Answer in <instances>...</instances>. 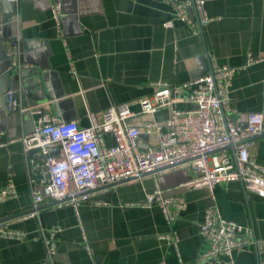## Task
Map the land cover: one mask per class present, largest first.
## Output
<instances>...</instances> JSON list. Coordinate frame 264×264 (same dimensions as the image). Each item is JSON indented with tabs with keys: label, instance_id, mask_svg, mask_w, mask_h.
<instances>
[{
	"label": "crops",
	"instance_id": "0c3cea01",
	"mask_svg": "<svg viewBox=\"0 0 264 264\" xmlns=\"http://www.w3.org/2000/svg\"><path fill=\"white\" fill-rule=\"evenodd\" d=\"M202 1L210 22L201 27L193 8L186 14L195 27L177 20L162 0H16L6 24L0 11V79L8 76L0 80V191L9 182L15 189L0 202V228L21 236H0V264H41L40 230L54 228V264H211L202 258L208 244L198 235L210 207L249 228L258 242L236 251L234 264H264V198L246 193L237 181L210 194L179 188L187 179L181 171L156 181L145 176L97 190L77 209L44 205L38 218H23L31 190L47 175L40 156H25L18 140L34 129L39 115L21 109L44 104L57 120L87 128L92 115L149 96L153 84L180 85L216 64L241 67L229 90L231 117L259 113L264 119V0ZM56 4L57 20L51 11ZM15 39L18 59L8 55ZM5 90L14 91L18 105L8 111H17L15 118L5 115ZM167 114L162 110L158 117ZM103 141L113 145L109 135ZM248 155L264 167V136L250 142ZM156 185L184 199L172 222L156 203L142 205Z\"/></svg>",
	"mask_w": 264,
	"mask_h": 264
},
{
	"label": "built area",
	"instance_id": "2783aa9c",
	"mask_svg": "<svg viewBox=\"0 0 264 264\" xmlns=\"http://www.w3.org/2000/svg\"><path fill=\"white\" fill-rule=\"evenodd\" d=\"M162 1L169 4L177 20L192 27L195 25L186 14L189 8L197 12L200 27L210 22L203 12L202 0ZM51 11L57 20L60 6L54 5ZM164 26L169 27L170 22ZM17 43L16 39L9 43L8 55L13 59L19 57ZM240 69L212 64L208 73L186 83L153 84L149 96L112 105L100 116L92 115L87 128H80L75 121L57 120L43 110L44 104L21 109L39 115L34 129L18 140L25 156H40L47 175L43 185L31 190L30 211L23 218H38L44 205L77 209L97 190L145 176L156 181L161 175L179 171L187 175L179 188H204L212 194L215 186L237 181L246 193L264 198V167L249 157L252 141H247L264 132L263 116L248 113L233 119L228 102L232 79ZM6 96L8 110L16 109L14 91H8ZM133 106L138 109L133 110ZM162 110L168 111L166 117H158ZM105 135L111 137L112 146H105ZM14 194V185L9 182L0 191V202ZM153 203L166 221L172 222L184 206V199L166 195L156 185L142 205L149 207ZM58 231L40 230L45 250L41 264H54V236ZM198 235L208 244L202 258L211 264H234L236 251L258 245L249 228L226 221L214 207L205 210ZM0 236L21 237L6 228H0ZM178 264L184 263L180 260Z\"/></svg>",
	"mask_w": 264,
	"mask_h": 264
},
{
	"label": "water",
	"instance_id": "95a60500",
	"mask_svg": "<svg viewBox=\"0 0 264 264\" xmlns=\"http://www.w3.org/2000/svg\"><path fill=\"white\" fill-rule=\"evenodd\" d=\"M0 11H1V16H2V23L3 24L8 23L10 21L11 15H13L15 13V2H11L8 0H0ZM6 78H8V76L5 75V76L1 77L0 80H5ZM6 91L7 90H5L4 93H7ZM5 102H6V108H7V112L5 115L10 116L12 118H15L17 115V111H12V112L8 111V101H7L6 94H5ZM262 136H264V132L261 135L255 137V138H252L250 140H247V141H253V140H255L259 137H262ZM229 148L232 149L233 145H230Z\"/></svg>",
	"mask_w": 264,
	"mask_h": 264
}]
</instances>
